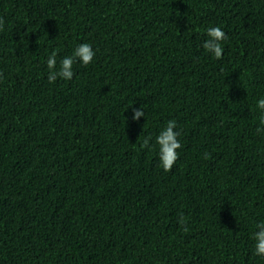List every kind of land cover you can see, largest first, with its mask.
I'll list each match as a JSON object with an SVG mask.
<instances>
[{"label":"trees","instance_id":"16d2710c","mask_svg":"<svg viewBox=\"0 0 264 264\" xmlns=\"http://www.w3.org/2000/svg\"><path fill=\"white\" fill-rule=\"evenodd\" d=\"M0 18V264H264V0H0ZM53 52L72 79L49 82Z\"/></svg>","mask_w":264,"mask_h":264},{"label":"clouds","instance_id":"9594fccd","mask_svg":"<svg viewBox=\"0 0 264 264\" xmlns=\"http://www.w3.org/2000/svg\"><path fill=\"white\" fill-rule=\"evenodd\" d=\"M4 22L0 18V31L3 30ZM207 36L209 37L203 44V47L211 52L215 58L220 59L223 55V48L219 43L222 40L227 39L226 34L219 26H213L207 29ZM74 56L78 57L83 65H89L92 62L94 51L92 50L90 44L81 43L74 50ZM74 59L72 56L65 57L60 62V68L55 71L56 68V53L53 52L49 55L47 59V67L52 70L48 74L49 82H54L57 77H61L65 80H70L73 77V67ZM257 106L264 110V98L257 101ZM133 120H138L140 117L144 116V113L139 108H133ZM261 125H264V116L261 117ZM176 128V122L174 120H169L164 129L156 136V144L159 145V156L161 166L164 171L171 170L173 164L178 158L177 149L181 147L180 142L177 140L178 132L174 131ZM264 131V128L258 127L257 132ZM150 137H146L143 141V146H148ZM179 223L181 225L185 224V218L180 217ZM257 228L260 230L254 233V238L256 240L255 244V254L259 256H264V223L258 224ZM183 231L187 232L188 228L183 227Z\"/></svg>","mask_w":264,"mask_h":264}]
</instances>
